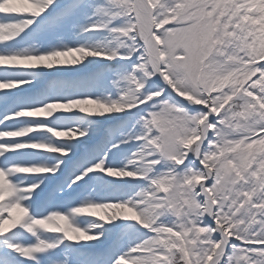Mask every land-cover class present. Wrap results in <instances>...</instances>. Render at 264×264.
<instances>
[{
    "label": "snow or ice",
    "instance_id": "6c2138e0",
    "mask_svg": "<svg viewBox=\"0 0 264 264\" xmlns=\"http://www.w3.org/2000/svg\"><path fill=\"white\" fill-rule=\"evenodd\" d=\"M0 264H264V0H0Z\"/></svg>",
    "mask_w": 264,
    "mask_h": 264
}]
</instances>
